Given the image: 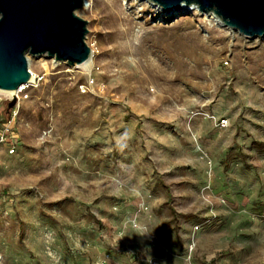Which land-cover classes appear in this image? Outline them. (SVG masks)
I'll return each instance as SVG.
<instances>
[{
	"label": "rangeland",
	"instance_id": "rangeland-1",
	"mask_svg": "<svg viewBox=\"0 0 264 264\" xmlns=\"http://www.w3.org/2000/svg\"><path fill=\"white\" fill-rule=\"evenodd\" d=\"M164 12L90 0V63L0 91V264H264V34Z\"/></svg>",
	"mask_w": 264,
	"mask_h": 264
},
{
	"label": "water",
	"instance_id": "water-1",
	"mask_svg": "<svg viewBox=\"0 0 264 264\" xmlns=\"http://www.w3.org/2000/svg\"><path fill=\"white\" fill-rule=\"evenodd\" d=\"M148 1L164 11L196 6L200 13H213L224 25L247 37L264 34V0ZM83 3L84 0H0V89H16L29 80L26 53L52 57L71 66L89 58L87 20L76 14Z\"/></svg>",
	"mask_w": 264,
	"mask_h": 264
},
{
	"label": "bare ground",
	"instance_id": "bare-ground-1",
	"mask_svg": "<svg viewBox=\"0 0 264 264\" xmlns=\"http://www.w3.org/2000/svg\"><path fill=\"white\" fill-rule=\"evenodd\" d=\"M142 1H147V2L151 3L153 6L157 7L158 9H160V10L162 9L159 6H157L156 4H154V3H152V2H150L148 0H142ZM89 5H90V0H84L83 5L76 10V14L78 15L80 11L88 8ZM181 9H195L196 10L197 7L196 6H190V8H189V7H186L185 5H182L179 8H175V9H172L171 11H166L164 13L169 14L171 12L178 11V10H181ZM202 14H206L208 16H211L220 25H223L225 27H228V26L224 25L221 22V20L217 16H215L213 13H202ZM228 29H233V28L228 27ZM33 56L34 57H39L40 55L39 56H35V55H31L29 53H26V57H27L28 62H30L34 58ZM92 56H93V51L91 50V53H90L89 58L85 62H83L81 64H76V65H87L92 60ZM54 62H60V61L54 59ZM41 64L43 65L44 63H41ZM30 72H31V76H30L29 80L27 82H25V83H22L18 88L12 89V90H3V89H0V91L1 92H5V93L10 94V95H16V93H18L22 88H25L31 81H33V78L35 77V73L31 69H30Z\"/></svg>",
	"mask_w": 264,
	"mask_h": 264
},
{
	"label": "built area",
	"instance_id": "built-area-1",
	"mask_svg": "<svg viewBox=\"0 0 264 264\" xmlns=\"http://www.w3.org/2000/svg\"><path fill=\"white\" fill-rule=\"evenodd\" d=\"M22 89H24V88H22ZM11 123H12V120L9 119L7 123L0 126V144L3 143L7 138L11 139V141L14 142L15 136L12 132V129L9 127ZM220 123H221V125H226L227 120L226 119H220Z\"/></svg>",
	"mask_w": 264,
	"mask_h": 264
},
{
	"label": "clouds",
	"instance_id": "clouds-1",
	"mask_svg": "<svg viewBox=\"0 0 264 264\" xmlns=\"http://www.w3.org/2000/svg\"><path fill=\"white\" fill-rule=\"evenodd\" d=\"M3 18V16H2V14H0V19H2ZM124 146H126V145H124ZM147 234V233H146Z\"/></svg>",
	"mask_w": 264,
	"mask_h": 264
}]
</instances>
